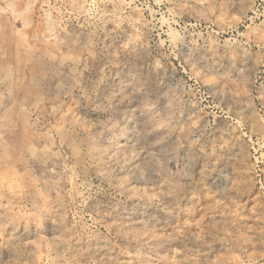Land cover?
<instances>
[{
	"label": "rangeland",
	"instance_id": "1",
	"mask_svg": "<svg viewBox=\"0 0 264 264\" xmlns=\"http://www.w3.org/2000/svg\"><path fill=\"white\" fill-rule=\"evenodd\" d=\"M0 264H264V0H0Z\"/></svg>",
	"mask_w": 264,
	"mask_h": 264
},
{
	"label": "bare ground",
	"instance_id": "2",
	"mask_svg": "<svg viewBox=\"0 0 264 264\" xmlns=\"http://www.w3.org/2000/svg\"><path fill=\"white\" fill-rule=\"evenodd\" d=\"M104 2H105V1H104ZM105 3H106V2H105ZM105 3H104V4H105ZM106 4H108V3H106ZM106 4H105V5H106ZM109 4H110V3H109ZM105 5H104V6H105ZM114 6H115V5H114ZM102 7H103V6H102ZM110 7H111V5H110ZM118 7H119V6H118ZM100 8H101V7H100ZM104 8H106V7H104ZM107 8H109V7H107ZM98 9H99V8H98ZM114 9H115V7H114ZM120 9H121V8H120ZM107 10H108V9H107ZM98 11H99V10H98ZM100 11H102V10L100 9ZM103 11H104V10H103ZM109 11L112 12L110 9H109ZM114 11H117V9L114 10ZM118 11H119V10H118ZM98 13H99V12H98ZM102 13H103V12H102ZM104 13H105V12H104ZM104 13H103V14H104ZM106 13H107V12H106ZM79 15H80V11H79ZM86 15H87V14H86ZM117 15H118V14H117ZM103 16H105V15H103ZM83 17H84V16H83ZM109 17H110V16H109ZM114 17H115V16H114ZM114 17H113V18H114ZM119 17H120V16H119ZM116 18H117V17H116ZM85 19H86V18H85ZM109 19H110V18H109ZM111 19H112V18H111ZM112 21H113V20H112ZM120 21H121V20H120ZM116 22H118V21H116ZM116 22H115V23H116ZM56 24H57V23H56ZM113 25H114V24H113ZM57 26H58V24H57ZM60 26H61V25H60ZM58 27H59V26H58ZM120 27H121V26H120ZM52 28H53V27H52ZM114 28H115V27H114ZM58 29H59V28H58ZM58 29H56V30H58ZM119 29H120V28H119ZM64 30H65V29H64ZM61 31H62V30H61ZM120 31H121V30H120ZM64 32H65V31H64ZM119 33H120V32H119ZM64 34H65V33H64ZM117 34H118V33H117ZM117 34H116V35H117ZM121 34H122V33H121ZM48 35H49V34H48ZM119 36H120V35H119ZM121 36H122V35H121Z\"/></svg>",
	"mask_w": 264,
	"mask_h": 264
}]
</instances>
